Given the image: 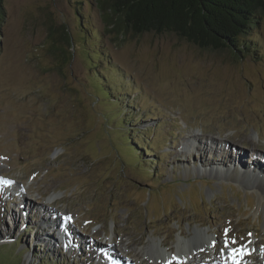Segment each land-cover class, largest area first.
<instances>
[{
	"label": "rangeland",
	"instance_id": "374dc122",
	"mask_svg": "<svg viewBox=\"0 0 264 264\" xmlns=\"http://www.w3.org/2000/svg\"><path fill=\"white\" fill-rule=\"evenodd\" d=\"M96 4L3 2L0 264H99L93 248L110 249L113 234L127 246L117 259L137 264L145 248L151 262V250L172 256L194 229L242 249L256 240L247 257H261L264 185L216 169L239 161L222 138L242 133L253 150L232 148L264 168V17L237 52L170 32L108 31ZM64 30L79 38L72 47ZM39 210L77 243L63 247L40 217L33 229Z\"/></svg>",
	"mask_w": 264,
	"mask_h": 264
},
{
	"label": "trees",
	"instance_id": "16d2710c",
	"mask_svg": "<svg viewBox=\"0 0 264 264\" xmlns=\"http://www.w3.org/2000/svg\"><path fill=\"white\" fill-rule=\"evenodd\" d=\"M3 2L0 0V36L5 21ZM96 8L108 31L170 32L197 46L219 50L249 48L251 41L243 38L264 17V0H97ZM61 36L70 47L79 40L68 30ZM95 87L107 93L101 81L96 80Z\"/></svg>",
	"mask_w": 264,
	"mask_h": 264
},
{
	"label": "bare ground",
	"instance_id": "6f19581e",
	"mask_svg": "<svg viewBox=\"0 0 264 264\" xmlns=\"http://www.w3.org/2000/svg\"><path fill=\"white\" fill-rule=\"evenodd\" d=\"M193 138L199 139L197 136H194ZM222 139H226L228 142H230V144H229L227 141L223 140V142L224 143L226 142V145L228 146L227 150L226 149L225 150L228 152L232 151V152L236 153L235 158L237 157L239 159V161L235 162L234 163L235 165L224 166L222 164V166L225 169H219V170L216 169V171L218 173L229 174L230 176L240 177L242 179L255 180L258 184L264 185V168H260L258 166L251 167V165L250 166L247 165V162L244 163V161H243L245 158L244 154L246 152L244 153V150H243V152L240 150L239 153H237V151L232 148V147H234V146H232L233 144L238 145L240 143V145L242 144L243 147L249 148L251 151L253 150V147L255 145L250 139H248L246 137L245 133L237 134V135L235 134V135L230 136L229 138H222ZM196 142H198V140H196ZM211 142H212L210 144L211 147L213 144H214V147H216L217 143H221V142L214 143L213 141H211ZM205 144H207V143H205ZM221 145H219V146H221ZM189 146H190V144H185L184 147H189ZM253 158H254V155L253 156L251 155V158L248 160V161H251L250 164H252ZM262 158L263 157L260 156V160L263 161L264 158L263 159ZM247 159H248V156H247ZM222 162L223 161H221V163ZM229 166L231 168H229ZM208 170L210 171V168H208ZM1 189L3 190L4 187H2ZM11 189L14 190L15 192H18L16 186L11 187ZM19 190H20V188H19ZM18 198H19L18 196L13 197V200L18 202ZM20 204H22V202ZM24 204H22L21 207H19V208L25 207L27 209V211L23 210L22 213L28 212V210H29V206H25ZM10 209H12V208H10ZM62 212H65V211H62ZM44 213H46V215H48L46 211L41 210L39 212V215L37 216V221L34 222L33 229L38 230L39 223H40L39 217H40V221L42 222L41 225L42 226H44V225L48 226L49 229L51 230V233H53L51 235L52 238L55 241H57L59 244H61L63 247L73 246L74 243H77L76 241H74L73 235L70 232V229H68L67 224H65V223L60 224L61 221H58L59 222L58 224L50 226L51 221L48 220L46 222L45 219L47 217L50 218L51 220H55V219L51 218V214H52L51 212H48L49 216H47V217H44L45 216ZM230 226H232V225H230ZM56 228H58L57 231L55 230ZM221 231L222 230H219L220 233H222ZM54 232H56L57 236H55ZM206 234L207 233H204V231L202 233L199 230L197 231L194 229L192 235L185 237V238L183 237V240L181 239L182 241H179L181 243H178L180 245L178 246V244H177L174 255L172 254V256L175 259H173L172 256L166 255L161 250L159 251V249L157 248L158 250L157 249L151 250V258H153L154 260H150L151 262L144 261L143 257L146 255V250H145V248H142V249L138 250V253H135L133 255L134 260H135V262H138L137 264H241V262H242V264H248V262H246V263H244V262L247 259L248 260L250 259L252 261L257 260V262H256L257 264H264V249H263V252L261 253V257H260V254H256V255L253 254V257H250V256L247 257L248 254H250L247 252L251 251L253 248H255L256 240L254 241L253 239H251L247 245V248L242 249V248H239L240 245H238L240 241L236 239L235 244L229 243L227 246L228 249L225 250V252H222L223 254H219L220 251L224 247V245H223L224 243L222 244L221 240H219V239L217 240V238H219V237H217L216 239L215 238L212 239L210 236H208ZM227 234L231 235V231H228ZM113 235L110 237V240L112 241L111 244L113 245L110 249L107 250L104 246L100 245V248L102 249V251H104L106 256H105V254L102 253V251L96 252L95 247L93 248L92 254H94L95 256H98L100 258L101 263H99V264H116V263L131 264V262L127 263L126 262L127 260L120 259V258L117 259V257H116L117 255L115 253L116 252L120 253L122 251L125 252L127 250V246L125 244L126 241L124 242L121 237L118 238V236H116L113 238ZM243 239H245V238H243ZM86 243H88V242H86ZM159 244L161 246L167 247V249L169 251H174L173 245H170L171 243L169 240L167 241V239H166V241H163ZM86 245L88 246V244H86ZM130 245H131V243H130ZM146 248H147V246H146ZM233 249H237V251L233 252ZM255 249H257V248H255ZM131 250L133 251V249H131ZM195 252L197 253V255L194 254ZM252 252H255V250ZM126 253L127 254L125 257H128L132 260L133 258L130 255H128V252H126ZM171 253H173V252H171ZM204 258H207V259L204 260ZM251 264H253V263H251Z\"/></svg>",
	"mask_w": 264,
	"mask_h": 264
},
{
	"label": "snow or ice",
	"instance_id": "6c2138e0",
	"mask_svg": "<svg viewBox=\"0 0 264 264\" xmlns=\"http://www.w3.org/2000/svg\"><path fill=\"white\" fill-rule=\"evenodd\" d=\"M6 183H10V181H6ZM70 219V218H69ZM227 229L225 230V233L227 234ZM224 243H225V246H227L229 243H232V244H235L236 243V241L233 239V240H231V241H229L227 238L225 239V241H224ZM235 251H237V249H233V252H235Z\"/></svg>",
	"mask_w": 264,
	"mask_h": 264
}]
</instances>
